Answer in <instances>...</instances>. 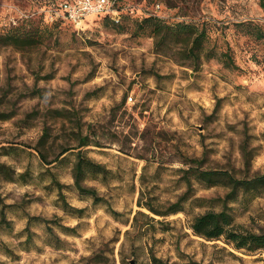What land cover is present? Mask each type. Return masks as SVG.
Instances as JSON below:
<instances>
[{"label":"rangeland","instance_id":"374dc122","mask_svg":"<svg viewBox=\"0 0 264 264\" xmlns=\"http://www.w3.org/2000/svg\"><path fill=\"white\" fill-rule=\"evenodd\" d=\"M60 1L0 0V35H32L0 41V264H264L190 229L228 192L197 170L264 174V0H118L119 23L81 25L51 19ZM146 17L203 32L198 57L156 48ZM79 150L109 171L83 181L107 204L74 186ZM228 207L264 231V188Z\"/></svg>","mask_w":264,"mask_h":264},{"label":"trees","instance_id":"16d2710c","mask_svg":"<svg viewBox=\"0 0 264 264\" xmlns=\"http://www.w3.org/2000/svg\"><path fill=\"white\" fill-rule=\"evenodd\" d=\"M66 0H62L64 2ZM58 3V4H59ZM58 4L52 6L57 7ZM109 19L108 17H104ZM54 20H61L56 18ZM112 21V20H111ZM113 22V21H112ZM144 22L152 30V34L155 40L156 48H160L159 45L167 40L170 35H174L177 39L176 41L182 40L188 45L187 53L190 56L198 57L200 48L202 47L201 41L204 38V33L199 32L194 36L197 31L194 26L186 23H177L175 25H168L163 23L160 19L156 17H146ZM115 23V22H114ZM22 30V29H21ZM23 32V33H22ZM32 35L27 31H18L14 35H0V41L7 42H22L23 40H31ZM89 141L85 138L79 143V147L87 146ZM68 149H63L57 158L64 154ZM40 158L43 163L48 165L52 161L47 160V157L40 152ZM54 160V161H55ZM73 183L76 189L84 195L89 196L94 204L106 203L107 202L98 195L97 191L90 187H85L83 181L89 176H101L106 178L109 171L102 165L93 162L88 158L82 151H77L76 160L73 165ZM8 172V167L4 164H0V173L6 174ZM197 178L204 181L208 186H213L217 184H222L226 186L228 192L225 197L221 200L222 208L219 211H206L202 214L195 216L190 223V229L199 237L205 238L207 240H214L223 238L227 243L231 244L233 248L239 250H246L249 252L254 251H264V231H250L238 225L234 221L233 215L230 213L228 204L235 201L240 193H247L260 188H264V174H256L252 177L238 179L231 174L223 171L214 170H197ZM52 183L55 184L58 190V195L63 201L65 206H68L65 202L64 195L62 193L63 186L53 177L51 179ZM188 198L187 193L184 194L179 200L170 206V212L176 213L182 210V203ZM153 211L151 207L148 208ZM111 213L116 216L118 213L116 211H111ZM0 223L6 222L4 212H0ZM151 264H160L156 258H152Z\"/></svg>","mask_w":264,"mask_h":264},{"label":"built area","instance_id":"2783aa9c","mask_svg":"<svg viewBox=\"0 0 264 264\" xmlns=\"http://www.w3.org/2000/svg\"><path fill=\"white\" fill-rule=\"evenodd\" d=\"M50 13L52 20L60 18L74 25H81L92 16L108 17L119 23L123 11L118 0H66L51 8Z\"/></svg>","mask_w":264,"mask_h":264},{"label":"water","instance_id":"95a60500","mask_svg":"<svg viewBox=\"0 0 264 264\" xmlns=\"http://www.w3.org/2000/svg\"><path fill=\"white\" fill-rule=\"evenodd\" d=\"M130 264H135L134 262H130Z\"/></svg>","mask_w":264,"mask_h":264}]
</instances>
